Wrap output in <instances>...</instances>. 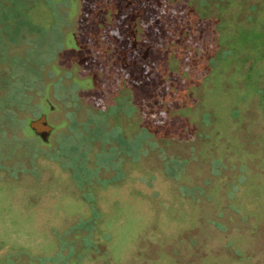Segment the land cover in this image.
<instances>
[{
  "label": "rangeland",
  "instance_id": "1",
  "mask_svg": "<svg viewBox=\"0 0 264 264\" xmlns=\"http://www.w3.org/2000/svg\"><path fill=\"white\" fill-rule=\"evenodd\" d=\"M89 3L0 0V264H264V0H208L222 49L238 27L251 43L235 41L221 61L226 93L207 82L177 110L194 138L136 159L100 146H118V125L132 135L145 92L136 108L121 96L106 120L97 99L100 72L131 56L145 11L112 35L129 0ZM41 114L46 139L29 126ZM162 154L180 157L178 174Z\"/></svg>",
  "mask_w": 264,
  "mask_h": 264
},
{
  "label": "trees",
  "instance_id": "2",
  "mask_svg": "<svg viewBox=\"0 0 264 264\" xmlns=\"http://www.w3.org/2000/svg\"><path fill=\"white\" fill-rule=\"evenodd\" d=\"M108 1L111 0H90L89 6L94 11L100 3ZM198 1L194 4V0H129L109 25L113 35L121 17L132 10L145 11V19L140 21V37L135 46L128 48L131 56L126 61L106 63L100 72L101 98L97 99V106L98 112L101 110L103 114H98L108 119V110L113 106L122 107L120 99L124 94L134 108L139 104L135 102L138 94L144 91L146 95L139 105L143 109L142 118L137 121L132 135H125L120 126H116L121 131L120 142L118 146L103 143L100 146L103 156L120 159L129 152L136 159L153 150L158 155L170 142L191 141L194 136L189 130L184 137L178 129L177 110L193 107L198 101L197 88L207 82L213 83L216 94L226 93L221 61L227 60L235 41L239 48L251 43V30L238 27L234 42L228 41L227 48L222 49L220 22L208 15V0ZM4 11L6 13L7 9ZM89 15L90 21L93 15ZM104 51H99L103 58L113 52ZM230 75L233 77L237 72L233 70ZM88 135H93L92 131L82 133V137ZM124 143L128 144L127 148ZM179 158L177 154L161 155V165L166 166L170 176L178 174ZM77 163L76 178L81 183L89 175L84 165Z\"/></svg>",
  "mask_w": 264,
  "mask_h": 264
},
{
  "label": "water",
  "instance_id": "3",
  "mask_svg": "<svg viewBox=\"0 0 264 264\" xmlns=\"http://www.w3.org/2000/svg\"><path fill=\"white\" fill-rule=\"evenodd\" d=\"M29 126L43 139H46L52 130V127L47 123V119L44 114H41L37 119L30 121Z\"/></svg>",
  "mask_w": 264,
  "mask_h": 264
},
{
  "label": "flooded vegetation",
  "instance_id": "4",
  "mask_svg": "<svg viewBox=\"0 0 264 264\" xmlns=\"http://www.w3.org/2000/svg\"><path fill=\"white\" fill-rule=\"evenodd\" d=\"M45 115V114H44ZM48 123V122H47ZM52 131V130H51Z\"/></svg>",
  "mask_w": 264,
  "mask_h": 264
}]
</instances>
